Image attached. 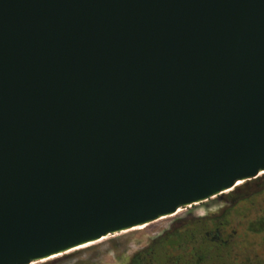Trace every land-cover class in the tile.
Masks as SVG:
<instances>
[{
  "label": "water",
  "instance_id": "95a60500",
  "mask_svg": "<svg viewBox=\"0 0 264 264\" xmlns=\"http://www.w3.org/2000/svg\"><path fill=\"white\" fill-rule=\"evenodd\" d=\"M262 171L264 0H0V264Z\"/></svg>",
  "mask_w": 264,
  "mask_h": 264
},
{
  "label": "trees",
  "instance_id": "16d2710c",
  "mask_svg": "<svg viewBox=\"0 0 264 264\" xmlns=\"http://www.w3.org/2000/svg\"><path fill=\"white\" fill-rule=\"evenodd\" d=\"M254 186H264V176L219 196L223 207L213 213L177 218L130 264H264V231L252 228L258 204L248 192Z\"/></svg>",
  "mask_w": 264,
  "mask_h": 264
},
{
  "label": "rangeland",
  "instance_id": "374dc122",
  "mask_svg": "<svg viewBox=\"0 0 264 264\" xmlns=\"http://www.w3.org/2000/svg\"><path fill=\"white\" fill-rule=\"evenodd\" d=\"M251 193L255 194L254 197L258 204V209L255 212V217L258 218L254 220L252 228L253 231L262 233L264 231V186H260V188L259 186L252 187L248 194ZM222 205L221 199L217 197L201 205L183 208L177 216L174 215L175 217L162 219L144 230H133L125 234H113L108 239L96 243L93 247H85L87 249L70 252L56 259L41 263L36 262L34 264H130L132 257L137 252L143 250L152 239L168 231L177 218L188 214L194 217H203L208 213L215 212Z\"/></svg>",
  "mask_w": 264,
  "mask_h": 264
},
{
  "label": "bare ground",
  "instance_id": "6f19581e",
  "mask_svg": "<svg viewBox=\"0 0 264 264\" xmlns=\"http://www.w3.org/2000/svg\"><path fill=\"white\" fill-rule=\"evenodd\" d=\"M262 175H264V171H262L258 176H262ZM243 183H245V182H244V181L239 182L236 186L242 185ZM231 190H232V189L226 191L225 193H228V192H230ZM217 197H218V196H214L212 199L217 198ZM210 200H211V199H210ZM210 200H208V201H210ZM208 201L199 202V203H196L195 205H199V204H202V203H205V202H208ZM192 206H194V205H188V207H192ZM188 207H187V208H188ZM180 211H182V209L178 210L175 214H172V215L167 216V217H163V218H161V219H159V220H157V221H155V222H158V221H160V220H162V219H165V218H168V217H172V216H174V215H177ZM155 222H153V223H148V224H143V225H140V226H138V227H136V228L129 229V230H124V231H121V232H118V233H115V234H124V233L130 232V231H133V230H137L138 228H141V227L149 226V225H151V224H154ZM109 237H110V235H109V236H106V237H104V238H102V239H99V240H97V241H94V242H91V243H87V244L81 245V246L76 247V248H74V249L67 250V251H65V252H63V253H60V254H58V255H55V256H52V257H48V258H44V259H42V260H40V261H37V262H40V263H41V262L50 261V260H53V259L59 258V257L65 255V254H67V253H70V252H75V251H78V250H82V249H87V248H89V247H93L96 243H98V242H102V241L108 239ZM85 247H87V248H85ZM34 263H36V262H34ZM34 263H32V264H34Z\"/></svg>",
  "mask_w": 264,
  "mask_h": 264
},
{
  "label": "flooded vegetation",
  "instance_id": "af4514ba",
  "mask_svg": "<svg viewBox=\"0 0 264 264\" xmlns=\"http://www.w3.org/2000/svg\"><path fill=\"white\" fill-rule=\"evenodd\" d=\"M235 189H236V188H235ZM235 189H234V190H235ZM230 192H231V191H230ZM228 193H229V192H228ZM226 194H227V193H226ZM218 197H219V196H218ZM199 205H201V204H199ZM222 207H223V205H222ZM219 209H220V208H219ZM216 211H217V210H216ZM179 214H180V213H179ZM208 214H209V213H208ZM177 215H178V214H177ZM177 215H176V216H177ZM206 215H207V214H206ZM174 217H175V216H174ZM158 222H159V221H158ZM155 223H157V222H155ZM149 226H150V225H149ZM147 227H148V226L144 227L143 229H138V230H134V231H139V230L141 231V230H144V229L147 228ZM127 233H128V232H127ZM124 234H125V233H124ZM156 238H157V237H156ZM154 239H155V238H154ZM154 239H152V241H153ZM152 241H151V242H152ZM151 242H150V243H151ZM150 243H149V244H150ZM149 244H148V245H149ZM148 245H147V246H148ZM147 246H146L145 248H147ZM145 248H144V249H145ZM78 251H79V250H78ZM137 253H138V252H137ZM137 253H136V254H137ZM136 254H135V255H136ZM135 255H134V256H135ZM134 256H133V257H134ZM133 257H132V258H133Z\"/></svg>",
  "mask_w": 264,
  "mask_h": 264
}]
</instances>
